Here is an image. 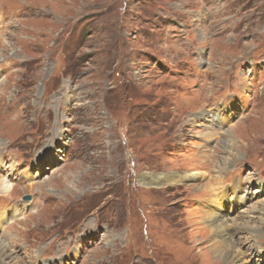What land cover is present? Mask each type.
<instances>
[{
    "label": "rangeland",
    "instance_id": "obj_1",
    "mask_svg": "<svg viewBox=\"0 0 264 264\" xmlns=\"http://www.w3.org/2000/svg\"><path fill=\"white\" fill-rule=\"evenodd\" d=\"M263 202L264 0H0L4 264H264Z\"/></svg>",
    "mask_w": 264,
    "mask_h": 264
},
{
    "label": "bare ground",
    "instance_id": "obj_2",
    "mask_svg": "<svg viewBox=\"0 0 264 264\" xmlns=\"http://www.w3.org/2000/svg\"><path fill=\"white\" fill-rule=\"evenodd\" d=\"M222 159H223V158H222ZM221 162H222V161H221ZM222 163H223V162H222ZM218 165H219V164H218ZM217 167H218V166H217ZM1 181H2V179H1ZM2 186H3V185H2ZM3 190H4L3 192L7 193L6 191L10 190V187H8V186H4V187H3ZM259 201H260V200H259ZM263 203H264V202H263ZM263 207H264V206H263ZM216 216H218V215H216ZM216 216H215V217H216ZM218 218H219V217H218ZM221 218H222V217H221ZM260 218H261V217H260ZM224 219H225V218H224ZM209 220H210V219H209ZM232 220H233V219H232ZM223 221H224V220H223ZM211 222H212V221H211ZM224 222H226V221H224ZM249 222H250V221H249ZM220 223H221V222H220ZM212 224H213V223H212ZM214 224H215V223H214ZM208 226H209V225H208ZM222 226H223V225H222ZM236 226H237V225H236ZM240 226H241V225H240ZM240 226H239V227H240ZM241 227H242V226H241ZM211 228H212V227H211ZM248 230H249V229H248ZM254 230H255V229H254ZM218 231H220V230H218ZM236 231H237V230H236ZM239 231H240V230H239ZM213 232H214V231H213ZM213 232H212V233H213ZM212 233H211V234H212ZM256 234H257V233H256ZM256 234H255V235H256ZM216 235H217V234H216ZM216 235H215V236H216ZM230 236H231V235H230ZM214 238H215V237H214ZM216 239H217V238H216ZM217 240H218V239H217ZM214 244H215V242H214ZM230 244H231V243H230ZM217 245H218V247H219V246H220V243H217L216 245H214V247H216ZM225 246H226V245H225ZM225 246H224V247H225ZM228 246H230V245H228ZM12 248H13V247H12ZM225 248H226V247H225ZM214 250H215V254H216V255H219V254H217V253H219V252L216 253V248H214ZM4 252H5L6 254H5ZM222 252H223V254H224V252H225V254H226L225 259H229V258H231L230 255H229V252H228L227 250H223V251H221L220 253H222ZM239 252H240V251H239ZM248 252H249V251H248ZM7 253H10V252L7 250V247L5 246V244H4L3 242H0V264H4V259L7 257V256H6ZM216 255H215V256H216ZM10 256H11V255H10ZM239 256H240V255H239ZM239 256H238V257H239ZM8 257H9V256H8ZM235 257H236V256H235ZM232 259H233V258H232ZM238 261H239V260H238ZM231 262H232V261H231ZM228 263H229V262H228ZM235 263H236V262H235ZM230 264H231V263H230ZM236 264H237V263H236Z\"/></svg>",
    "mask_w": 264,
    "mask_h": 264
}]
</instances>
